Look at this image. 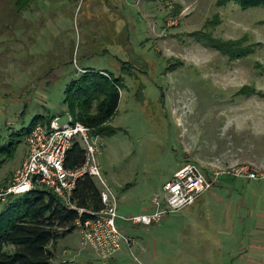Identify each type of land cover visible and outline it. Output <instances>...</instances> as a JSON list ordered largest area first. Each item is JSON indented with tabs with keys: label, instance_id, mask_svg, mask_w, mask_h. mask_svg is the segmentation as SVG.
Returning <instances> with one entry per match:
<instances>
[{
	"label": "rangeland",
	"instance_id": "1",
	"mask_svg": "<svg viewBox=\"0 0 264 264\" xmlns=\"http://www.w3.org/2000/svg\"><path fill=\"white\" fill-rule=\"evenodd\" d=\"M84 69L122 84L96 161L116 196V227L132 245L101 260L74 231L55 243L53 264H264L255 246L264 179L234 173L264 174V7L0 0V185L23 162L19 134L34 116L57 117V127L71 121L64 91ZM187 164L213 181L195 210L150 226L125 221L151 213L150 199Z\"/></svg>",
	"mask_w": 264,
	"mask_h": 264
},
{
	"label": "built area",
	"instance_id": "2",
	"mask_svg": "<svg viewBox=\"0 0 264 264\" xmlns=\"http://www.w3.org/2000/svg\"><path fill=\"white\" fill-rule=\"evenodd\" d=\"M57 117L47 124H36L25 140L26 154L21 165L13 172L5 189H0V201L8 195L21 196L35 189H46L54 194L68 209H74L70 198L79 179L92 178L100 189L104 208L99 212L74 209L79 216H87L74 223V231L80 235L81 244L89 247L101 260L110 259L125 248L130 250L131 240L116 227V196L100 176L96 161L99 135L77 122L69 120L57 127ZM77 143L84 152L83 164L67 170L63 163L67 152ZM235 176L263 180L264 174L237 169ZM213 181L206 180L195 165L181 166L163 184L162 196L150 199L153 211L125 221L133 225L157 224L167 214H177L192 206L201 194L210 190ZM70 264V263H68Z\"/></svg>",
	"mask_w": 264,
	"mask_h": 264
},
{
	"label": "trees",
	"instance_id": "3",
	"mask_svg": "<svg viewBox=\"0 0 264 264\" xmlns=\"http://www.w3.org/2000/svg\"><path fill=\"white\" fill-rule=\"evenodd\" d=\"M233 2L243 10L264 7V0ZM87 70L66 86L63 104L72 122L89 128L92 134H110L107 124L116 114L122 84L109 71ZM50 119L34 116L28 129L20 132L19 136L26 140L37 123L48 124ZM83 161L84 152L74 143L63 166L72 170L79 168ZM6 185H0V189H5ZM0 202L5 204L0 212V264H53L55 243L74 232L76 221L87 217L79 216L74 209L99 212L104 208L100 189L88 176L79 179L75 185L70 198L74 209L64 207L54 194L43 188L21 196L8 195Z\"/></svg>",
	"mask_w": 264,
	"mask_h": 264
},
{
	"label": "crops",
	"instance_id": "4",
	"mask_svg": "<svg viewBox=\"0 0 264 264\" xmlns=\"http://www.w3.org/2000/svg\"><path fill=\"white\" fill-rule=\"evenodd\" d=\"M206 194V193H205ZM204 195V194H203ZM202 195V196H203ZM201 196V197H202ZM202 200H201V198H199L196 202H195V204L194 205H192L191 207H189V208H187L189 211H186V213L187 212H192L193 210H195L196 209V207H197V204H199L200 202H201ZM148 210H151L150 209V207L147 209V211ZM180 213V212H179ZM178 214V213H177ZM133 241V240H132ZM132 245V244H131ZM255 246H256V248H258L259 250H261V252L263 253V255H264V235L263 236H260V237H257V239L255 240ZM255 248V247H254ZM63 253H65V251H63Z\"/></svg>",
	"mask_w": 264,
	"mask_h": 264
}]
</instances>
